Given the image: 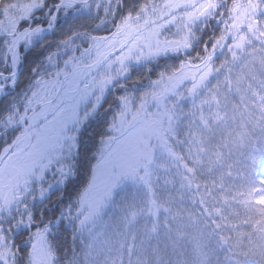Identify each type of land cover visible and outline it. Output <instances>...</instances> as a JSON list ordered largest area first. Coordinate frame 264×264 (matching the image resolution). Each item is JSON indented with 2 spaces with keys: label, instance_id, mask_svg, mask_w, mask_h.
<instances>
[{
  "label": "snow or ice",
  "instance_id": "obj_1",
  "mask_svg": "<svg viewBox=\"0 0 264 264\" xmlns=\"http://www.w3.org/2000/svg\"><path fill=\"white\" fill-rule=\"evenodd\" d=\"M0 138V264H264V0H0Z\"/></svg>",
  "mask_w": 264,
  "mask_h": 264
},
{
  "label": "trees",
  "instance_id": "obj_2",
  "mask_svg": "<svg viewBox=\"0 0 264 264\" xmlns=\"http://www.w3.org/2000/svg\"><path fill=\"white\" fill-rule=\"evenodd\" d=\"M97 10L94 8L93 9V14H96ZM99 15H103V11L102 9L99 10ZM98 22V21H97ZM214 23V22H213ZM108 29H101L99 30L98 32H96L95 34H98V35H105L107 33ZM212 31L213 29L210 27L206 33L204 34V39H208L209 36L212 35ZM219 29L217 28L216 29V32L218 33ZM49 39H54V40H58L60 38V34L59 32L53 34V35H50L48 37ZM195 53H193L194 55ZM41 55V53L39 51H32L28 54V61H32L33 59L35 58H38L39 56ZM219 55V54H218ZM220 59H223V57L221 56ZM178 60L176 61H171V60H167V58H161L160 61H159V66H149L152 68V71H151V77L152 78H155V74L156 72H158L163 66L165 63H176L178 64ZM217 63H219V60H217ZM27 67V65H26ZM141 72L145 75H147V70H141ZM141 72H137V71H133L131 73V77L133 79H136L138 77V75L141 74ZM25 75H26V71L25 73H22L21 74V87H23V84H24V81H25ZM147 81L145 80V83ZM120 94V91L119 90H116L114 93H109L107 94V100L108 102H111L114 100L115 98V95H119ZM105 107H107V104H105ZM187 109H185L186 111ZM99 130V127L97 125V123L95 122H92L85 135L82 137L81 139V143H82V146H84V142L87 141L89 139V135L91 133H94L95 131H98ZM4 146V141L2 138H0V149H2ZM89 148L91 147V144L89 143L87 145ZM44 182H48V183H44V187H47V185L49 183H54V180H53V176H49V179H45ZM86 182V174L83 172V170H81L80 174L75 178V179H72L70 182H68L65 185H60V186H56L54 187L48 194V198L43 202V204H39L38 203V207L34 210V215L37 216V218H39L40 216V208H44L45 211L47 210V208H52L54 205H55V209L58 213V210L61 206L60 202L58 201V198H61L62 197V203H63V206H67V204L69 203L70 199L71 200H74L77 193L82 189V187L84 186ZM62 189V191H61ZM38 198V197H37ZM39 200V198H38ZM114 213V209H111L110 210V214H113ZM49 215H51V213H49ZM28 233L25 231L23 232L22 234L20 235H17L15 237V240H16V243L17 244H20L22 242V240H24L26 237H27ZM51 239V237H50ZM58 241L62 242V243H66L67 240H66V234L65 233H61L59 236H58ZM60 251L62 252L63 249L61 248Z\"/></svg>",
  "mask_w": 264,
  "mask_h": 264
},
{
  "label": "rangeland",
  "instance_id": "obj_3",
  "mask_svg": "<svg viewBox=\"0 0 264 264\" xmlns=\"http://www.w3.org/2000/svg\"><path fill=\"white\" fill-rule=\"evenodd\" d=\"M53 171H54V169H53ZM49 176H53V172H48L47 173V175L45 176V179H49ZM45 181V180H44ZM44 183H48V182H44ZM44 183H43V185H44ZM36 195H37V197L39 198V186H37V191H36ZM110 210L111 209H108L107 211L109 212V214H110ZM105 219L107 220L108 219V216H105Z\"/></svg>",
  "mask_w": 264,
  "mask_h": 264
}]
</instances>
